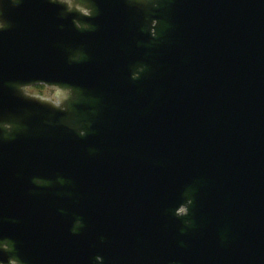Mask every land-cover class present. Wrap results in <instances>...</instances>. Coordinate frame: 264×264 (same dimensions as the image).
I'll return each instance as SVG.
<instances>
[{"label":"water","instance_id":"95a60500","mask_svg":"<svg viewBox=\"0 0 264 264\" xmlns=\"http://www.w3.org/2000/svg\"><path fill=\"white\" fill-rule=\"evenodd\" d=\"M129 1L0 0V123L14 84L96 102L86 137L0 138V238L30 264H264V0ZM50 177L67 196L30 194Z\"/></svg>","mask_w":264,"mask_h":264},{"label":"flooded vegetation","instance_id":"af4514ba","mask_svg":"<svg viewBox=\"0 0 264 264\" xmlns=\"http://www.w3.org/2000/svg\"><path fill=\"white\" fill-rule=\"evenodd\" d=\"M60 2V0H57ZM81 1V0H80ZM131 2V0L129 1ZM80 10H83L82 8ZM143 15V16H142ZM139 20V28L141 31L151 38L156 37L157 24L151 18V14L143 13ZM83 20L75 21L77 28L81 33H87L94 30L91 24V18L95 16L93 12L85 5V10L81 14ZM89 19L88 23L84 19ZM71 59L75 62H81L85 59L84 54L80 50H71ZM136 74L142 73L140 66L132 67ZM17 90L23 98L27 100L25 104L21 103V113H25L22 118L17 120V124H6L7 127H0V138L6 139L9 143L13 140L25 137L41 138L58 135V130L63 132H72L78 137H86L88 130L85 128L88 119V110L96 105V102L89 97L83 96L78 90L63 85H53L47 83H35L31 85H11ZM47 89L51 92V97H44L40 93L30 94L29 91ZM28 94L29 96H27ZM33 97V98H32ZM37 98V99H34ZM59 102V106L55 103ZM31 195L44 196L55 195L59 197L67 196V186L59 177H50L48 180L41 178H33L31 180ZM69 186V185H68ZM180 215H185L186 210L179 211ZM184 225L190 226L189 222ZM81 228V222L77 219L73 224L71 232L76 233ZM20 245L7 238H0V264H30L27 255L21 254L17 248ZM93 264H102L103 260L100 256L93 258Z\"/></svg>","mask_w":264,"mask_h":264},{"label":"snow or ice","instance_id":"6c2138e0","mask_svg":"<svg viewBox=\"0 0 264 264\" xmlns=\"http://www.w3.org/2000/svg\"><path fill=\"white\" fill-rule=\"evenodd\" d=\"M52 2L53 3H57V0H52ZM4 29H5V25L2 22H0V31H3ZM41 80H44V79H41ZM46 81L49 82V83H55V82H51V81H48V80H46ZM29 84H31V83H29ZM24 93L26 94L25 91H24ZM26 95L29 96L28 94H26ZM34 99H37V98H34ZM0 127H6V123H0Z\"/></svg>","mask_w":264,"mask_h":264},{"label":"rangeland","instance_id":"374dc122","mask_svg":"<svg viewBox=\"0 0 264 264\" xmlns=\"http://www.w3.org/2000/svg\"><path fill=\"white\" fill-rule=\"evenodd\" d=\"M30 92V94H33V93H36V94H42V96H44V97H51V92L50 91H48L47 89H44V90H36L35 92H33V91H29Z\"/></svg>","mask_w":264,"mask_h":264},{"label":"clouds","instance_id":"9594fccd","mask_svg":"<svg viewBox=\"0 0 264 264\" xmlns=\"http://www.w3.org/2000/svg\"><path fill=\"white\" fill-rule=\"evenodd\" d=\"M60 2L61 3H65V2H67V0H60ZM154 73H155V69H151L146 75H145V79H149V78H151L153 75H154ZM55 105L56 106H59V102H56L55 103ZM6 127H7V125H6Z\"/></svg>","mask_w":264,"mask_h":264}]
</instances>
